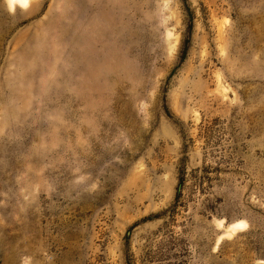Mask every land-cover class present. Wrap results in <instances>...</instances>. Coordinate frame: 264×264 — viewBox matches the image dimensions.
Listing matches in <instances>:
<instances>
[{
  "label": "rangeland",
  "instance_id": "rangeland-1",
  "mask_svg": "<svg viewBox=\"0 0 264 264\" xmlns=\"http://www.w3.org/2000/svg\"><path fill=\"white\" fill-rule=\"evenodd\" d=\"M0 264H264V0H0Z\"/></svg>",
  "mask_w": 264,
  "mask_h": 264
},
{
  "label": "bare ground",
  "instance_id": "bare-ground-1",
  "mask_svg": "<svg viewBox=\"0 0 264 264\" xmlns=\"http://www.w3.org/2000/svg\"><path fill=\"white\" fill-rule=\"evenodd\" d=\"M33 0H8V3H9V7L13 10L15 9L16 7H28L30 5V3L32 2ZM248 224L246 221L244 220H239L237 222H235L234 224H232L231 226H229V228L227 229V233L222 235L220 237V240H222L224 237H226L227 235H230V234H235L237 233V231L243 227H247Z\"/></svg>",
  "mask_w": 264,
  "mask_h": 264
}]
</instances>
